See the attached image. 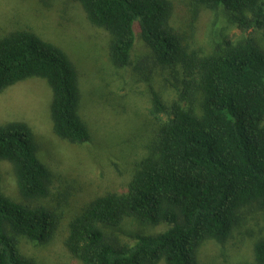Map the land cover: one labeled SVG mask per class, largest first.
<instances>
[{"label":"trees","instance_id":"trees-1","mask_svg":"<svg viewBox=\"0 0 264 264\" xmlns=\"http://www.w3.org/2000/svg\"><path fill=\"white\" fill-rule=\"evenodd\" d=\"M76 1L93 26L109 32L115 66L129 63L140 40L157 64L180 66L187 78L171 111L151 89L149 114L160 123L149 153L125 190L93 198L71 220L66 247L81 264H202L200 246L224 243L246 211L256 209L264 220V50L252 37L227 36L208 54L191 50L170 23L171 0ZM192 2L223 7L241 31L264 38V0ZM32 77L51 90L54 134L86 141L78 75L67 54L30 30L0 38V92ZM36 151L27 123L0 124V161L12 164L20 197L0 185V264H37L20 253L19 238L45 242L57 227L55 211L36 202L50 179ZM125 219L167 228L122 242L110 230ZM237 264H264V238L255 240L252 261Z\"/></svg>","mask_w":264,"mask_h":264},{"label":"rangeland","instance_id":"rangeland-1","mask_svg":"<svg viewBox=\"0 0 264 264\" xmlns=\"http://www.w3.org/2000/svg\"><path fill=\"white\" fill-rule=\"evenodd\" d=\"M171 1L175 9L170 23L184 35L191 50L208 54L224 36L252 37L264 50L261 34L241 31L223 7L209 9L192 0ZM18 30H30L67 54L78 75V113L89 133L80 143L54 134L49 114L51 90L44 79L28 78L0 92V124L27 123L37 157L50 172L48 193L36 202L58 217L56 230L47 241L20 237L18 248L37 264H81L66 247L71 220L93 198L126 189L149 153L160 123L149 114L151 89L171 111L176 88L187 77L180 66L157 64L140 40L129 63L115 66L109 54V32L93 26L76 0H0V38ZM0 179L2 191L20 200L10 162L0 161ZM166 228L164 223L152 226L125 219L110 231L120 241L131 243L134 233L153 234ZM261 237L264 220L260 211H246L224 243L207 240L200 246L198 260L202 264L252 261L253 244Z\"/></svg>","mask_w":264,"mask_h":264}]
</instances>
